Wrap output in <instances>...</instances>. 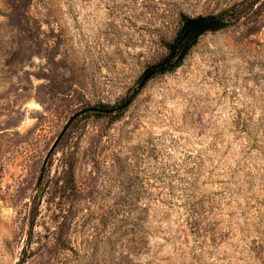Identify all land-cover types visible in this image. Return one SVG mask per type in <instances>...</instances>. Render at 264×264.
Returning <instances> with one entry per match:
<instances>
[{"label":"rangeland","instance_id":"374dc122","mask_svg":"<svg viewBox=\"0 0 264 264\" xmlns=\"http://www.w3.org/2000/svg\"><path fill=\"white\" fill-rule=\"evenodd\" d=\"M0 264H264V0H0Z\"/></svg>","mask_w":264,"mask_h":264},{"label":"trees","instance_id":"16d2710c","mask_svg":"<svg viewBox=\"0 0 264 264\" xmlns=\"http://www.w3.org/2000/svg\"><path fill=\"white\" fill-rule=\"evenodd\" d=\"M179 20L180 26L174 37L164 43L165 55L144 71L131 90L128 100L118 107L99 105L86 109L89 114L102 117L117 112L113 118H120L126 107L140 94L151 79L172 73L180 67L202 36L225 31L234 25V22L225 19L223 13L198 16L181 14Z\"/></svg>","mask_w":264,"mask_h":264}]
</instances>
